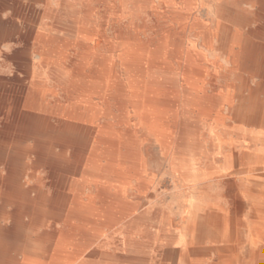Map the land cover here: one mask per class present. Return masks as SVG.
Listing matches in <instances>:
<instances>
[{
	"label": "bare ground",
	"instance_id": "1",
	"mask_svg": "<svg viewBox=\"0 0 264 264\" xmlns=\"http://www.w3.org/2000/svg\"><path fill=\"white\" fill-rule=\"evenodd\" d=\"M77 1H19L26 31L0 29L22 40L0 70V264H132L146 219L173 227L145 210L144 142L185 189L181 264H264V0H131L155 8L154 38L130 26L100 53Z\"/></svg>",
	"mask_w": 264,
	"mask_h": 264
},
{
	"label": "rangeland",
	"instance_id": "2",
	"mask_svg": "<svg viewBox=\"0 0 264 264\" xmlns=\"http://www.w3.org/2000/svg\"><path fill=\"white\" fill-rule=\"evenodd\" d=\"M5 1L7 2V7L0 9V18L2 20L0 29L2 32L12 29L14 31V29L17 27L19 32L24 33L32 20L29 13L24 14V16L16 15L15 3L19 1L24 3L25 6L27 5L25 8L28 10V4L31 3V0ZM44 1L47 2V6L51 9H55L59 2V0H42V3L34 2L33 7L35 9L45 8L46 2ZM86 1L91 6L93 11L94 23L96 26L95 42L98 47L96 49L97 53L102 52L105 40H108L116 45L119 42L120 34L127 33L130 26L135 27L134 30L138 32L140 31L139 37L142 41L148 42L154 38L153 32L157 25V21L152 10H155V8H135V11L136 9L137 11L134 12V6L132 5L131 0ZM149 1L152 2L153 5L157 6L161 0ZM72 2L77 8H80L78 1ZM243 7L252 10L248 7ZM158 9L160 10V8ZM201 14L203 15L206 13L201 11ZM13 20L16 23L12 22ZM42 21L44 23L49 22L48 19H43ZM37 25L39 26L40 22L37 23ZM14 36L0 40V70L10 71L13 68L10 63L5 61V54H10L13 49L21 45L22 40L16 35ZM116 54L117 52L113 53L114 56ZM32 55L34 61L37 62V53L33 52ZM174 67L177 68L175 65ZM220 82H222L220 78L216 80V83ZM47 85L54 86V83L48 79ZM53 88L57 90L56 86ZM223 113H226V109L223 110ZM198 130L204 135L203 139L205 145L209 146L210 138L206 136L207 131L209 130V124L207 122L198 124ZM213 148H215V146L212 147V150H214ZM140 156L147 172V178L150 180V182H148V184L145 186L146 188L144 189L145 191L143 194L145 210L149 209L150 211L165 213L169 220L172 221L173 227L167 226L165 231L162 232L156 224L157 218L153 217V222L151 221V218L146 219V225L142 229L140 237H135L139 242V247L135 250H130L128 252V256L130 257V261L133 262L132 264H181V260L183 258L182 253L185 249H188V247H182L180 243H177L182 222L189 218L188 209L185 203V189H183L182 184L179 181L178 174L172 169L170 163L171 160L164 158L161 155L159 149L154 144L150 142H144L140 148ZM201 163L205 164L207 161L205 159H201ZM135 185L136 183L132 182V189L129 192L130 200L132 201H136L139 198L134 189ZM211 189L215 192L220 191V189H218L215 185ZM225 203L228 205L227 201H225ZM248 217L249 209L245 211L242 219L248 223ZM174 225H177V227ZM247 231H249L248 228ZM246 235H248V233H246ZM246 239H248V237ZM204 246L210 247L208 243H206ZM92 247L93 246H91L89 249ZM199 247L201 248L200 245ZM242 250L245 252L246 248H243ZM215 257L216 256L214 254H210V259L208 262H215ZM191 259L192 258L189 257V260Z\"/></svg>",
	"mask_w": 264,
	"mask_h": 264
}]
</instances>
